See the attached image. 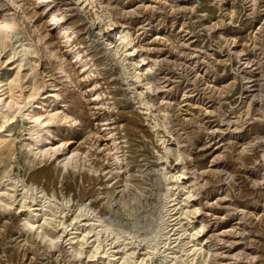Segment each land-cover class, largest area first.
Instances as JSON below:
<instances>
[{
    "label": "rangeland",
    "instance_id": "rangeland-1",
    "mask_svg": "<svg viewBox=\"0 0 264 264\" xmlns=\"http://www.w3.org/2000/svg\"><path fill=\"white\" fill-rule=\"evenodd\" d=\"M0 23L1 97L41 120L0 106V187L16 175L68 200L54 234L88 221L81 204L105 223L52 245L18 192L0 264H264V0H0Z\"/></svg>",
    "mask_w": 264,
    "mask_h": 264
},
{
    "label": "bare ground",
    "instance_id": "bare-ground-1",
    "mask_svg": "<svg viewBox=\"0 0 264 264\" xmlns=\"http://www.w3.org/2000/svg\"><path fill=\"white\" fill-rule=\"evenodd\" d=\"M6 24V27H7V24H9L8 22L5 23ZM4 27L3 24L0 23V28L1 27ZM10 26V25H9ZM1 30V29H0ZM2 31V30H1ZM3 32V31H2ZM3 34V33H2ZM118 34L121 36V37H124L125 34H123V32L119 31L118 30ZM3 36V35H2ZM125 41V40H124ZM127 43V41L125 42ZM141 61H142V65H146L148 69L145 70V72L143 73L146 78H144L143 80H146V82H144L142 88L143 89H146L147 92H150V89L153 87V84L152 83V76L151 74L154 72V67L151 66L147 61L146 59L141 56ZM139 64L136 67L139 68ZM137 79H140L141 76L139 74H135V76ZM5 93L0 90V106L2 107H8L9 109L12 108L15 105H18L19 109H21V116L22 118H25V117H29L31 119H34V121H39L40 118L39 116H36L35 113H34V109H32L30 112L28 111V113L25 112V110L23 111L22 110V107L23 106H26V104H18V102H14L13 100H3V98L1 96H3ZM140 94H144V91L141 90ZM142 103H145V101L143 100ZM41 121V120H40ZM106 129V128H104ZM38 134V133H37ZM32 136V133L30 134ZM39 137L37 136V139L38 140H43L45 141L44 143H46L47 141L49 142L50 140V136L47 135V134H38ZM42 143V142H41ZM47 144H44V146L42 145H39L38 146V149L39 151H42L43 153H46L48 151V147L46 148ZM52 147V146H51ZM54 150H57L59 151L60 149V146L57 145V146H53L52 147ZM63 151V150H62ZM65 156L63 157V159L61 160V162L64 164V165H67L70 161L72 160H77V152L76 151H73L72 154H69L67 151H64L62 152ZM181 170H179L178 172H185L187 170L185 164L183 165H180ZM167 184H170V182H168ZM195 185V184H193ZM20 192L21 195H25L26 193L30 192L32 194H34L35 197L33 198H38V203H34V204H29L27 205L24 201L21 202V207L22 209L21 210H26L25 207L28 206V209L29 212H30V215L29 216H25L24 217V224L25 226L29 227V228H35L37 225H38V228H40L38 230V234L45 240V241H49L52 245H55V244H58V242H60L61 239H63L64 236V232L68 229V225L65 226V221H62L60 220L57 225H54L55 227H58L60 225H62V228H63V233L60 234V235H57V234H54L55 231L53 229H48V224H52L54 222V220L57 218V215L56 213H58V211L63 212L64 211V207L67 206V203H68V200L66 201L65 205L62 204V205H59L53 198H52V195L49 196L47 191L46 190H39V187L36 186V185H33V184H29L28 181L25 179V178H21L19 176H16V175H9L8 179L5 180V184H4V187H3V190H2V187H0V204H3L5 207H10L12 205L13 202L16 201L17 199V193ZM19 195V194H18ZM191 196V195H190ZM189 196V197H190ZM30 197V196H29ZM53 197L56 198V196L53 194ZM11 200L12 202H9L8 200ZM26 199V198H25ZM22 201V200H21ZM20 204V203H19ZM35 204H37L35 206ZM70 206V204H69ZM12 207V206H11ZM95 213V210L93 208H91L90 206L86 205V204H81V206L78 208V213L76 214L75 218L76 217H79V216H84V215H89V219L88 221L86 222H79L80 224H76L74 225V227L72 228H69V234H70V237L69 239H74L75 237H78L81 235V241H85V243L88 241V237H86L91 231L97 229V227L99 225H101L104 221H102V218L101 216L97 219V221H92L93 219L91 218V216H98L97 214H94ZM39 216H41L40 218H38ZM33 217V218H38L37 220L40 221V219H43V221L39 222V224H36V222H34V220L36 219H33L31 220L30 218ZM60 217V216H59ZM83 220V219H82ZM96 220V219H95ZM91 221V222H90ZM167 221V220H166ZM171 221V220H170ZM105 224V223H103ZM169 224V223H168ZM171 224V223H170ZM175 225V224H174ZM107 226V225H106ZM85 227V228H84ZM90 227V230L89 228ZM87 230L88 228V232H85L84 229ZM104 228V227H103ZM174 228V227H173ZM105 230L104 231H107L109 230V227H106L104 228ZM165 229V228H164ZM202 229V228H201ZM102 229H98L96 230V232L94 234H96V238L93 239L94 240H100V233ZM112 230V229H111ZM171 230V229H170ZM83 232H85L84 234H82ZM87 233V235H86ZM167 235H169L168 231L165 232ZM174 233V232H173ZM177 234V233H176ZM121 235V234H120ZM163 235V234H162ZM165 235V234H164ZM120 237V236H119ZM165 237V236H164ZM167 239L170 238V236H166ZM156 238V237H155ZM177 239L179 237H176ZM160 239V238H159ZM176 239V241H177ZM73 242V241H72ZM161 242V241H160ZM147 243V242H146ZM150 243V242H149ZM203 243H198V244H195V247L193 248V251L195 253H197V251H201L203 245ZM81 245H83L81 243ZM156 245V244H155ZM198 245H200V247H198ZM92 246H94V248L92 249V254L90 255V257H93L94 259L93 260H96V257H97V253H98V250L100 248V246L98 244H95L93 243ZM177 246V245H176ZM197 246V247H196ZM70 248L72 249V253L73 254H76V255H82L83 253V249H80L78 247H74V245L72 244L70 246ZM153 248V247H152ZM155 248V247H154ZM125 249V247L123 248ZM145 249V248H144ZM147 249V247H146ZM128 249H126L127 251ZM173 250V249H172ZM108 250H106L105 253H107ZM122 251V250H121ZM124 251L122 253L121 256H116V252H112L109 254V256H112V259L110 258L109 261H114L116 260L117 258H119L118 261H121L122 263L123 262H128L129 259H131V256L129 254H131L132 252H134V250H132V252H126ZM155 251V250H154ZM168 252V251H167ZM175 251H173L174 253ZM172 253V252H170ZM170 261H173L175 263H179V264H186L184 261H178V258L179 256L177 254H173L172 256H170ZM168 258V255H165L163 257L164 260H167ZM144 258H142L141 262L144 263ZM121 264V263H120Z\"/></svg>",
    "mask_w": 264,
    "mask_h": 264
}]
</instances>
